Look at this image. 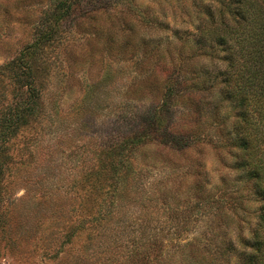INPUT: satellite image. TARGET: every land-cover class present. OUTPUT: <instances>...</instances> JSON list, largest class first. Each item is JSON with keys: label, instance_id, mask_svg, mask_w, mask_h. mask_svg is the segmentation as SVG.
I'll return each instance as SVG.
<instances>
[{"label": "rangeland", "instance_id": "obj_1", "mask_svg": "<svg viewBox=\"0 0 264 264\" xmlns=\"http://www.w3.org/2000/svg\"><path fill=\"white\" fill-rule=\"evenodd\" d=\"M210 9L238 18L235 0H0V133L33 102L0 143V264H240L260 202ZM167 101L180 140L130 147L115 179L101 152Z\"/></svg>", "mask_w": 264, "mask_h": 264}, {"label": "trees", "instance_id": "obj_2", "mask_svg": "<svg viewBox=\"0 0 264 264\" xmlns=\"http://www.w3.org/2000/svg\"><path fill=\"white\" fill-rule=\"evenodd\" d=\"M235 2L238 18L234 23L219 19L210 9L207 29H203L200 36H207L208 43L223 47L225 51L226 63L219 75L223 81L222 94L237 109L233 128L238 169L241 176L252 184L260 202L258 221L252 227L250 236L243 241L240 264H264V0ZM29 89L34 92L32 86ZM169 105L170 101L162 104L141 130L125 137L120 144L103 150L101 167L109 169L105 163L111 159L110 171L115 179H121L118 170L125 167L122 158L130 147L145 144L153 137L172 147L176 145L180 138L169 132L165 120ZM17 110L20 113L9 118L5 135L0 133V143L14 135L20 123H24L23 115L33 110V102L18 104ZM2 152L0 146V154ZM2 169L0 162V174L4 171Z\"/></svg>", "mask_w": 264, "mask_h": 264}]
</instances>
